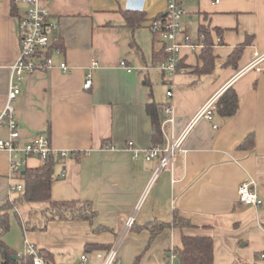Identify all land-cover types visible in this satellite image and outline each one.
<instances>
[{
    "label": "crops",
    "instance_id": "obj_1",
    "mask_svg": "<svg viewBox=\"0 0 264 264\" xmlns=\"http://www.w3.org/2000/svg\"><path fill=\"white\" fill-rule=\"evenodd\" d=\"M123 1L44 0L43 7L60 25L58 42L65 51L55 62L66 61L71 72L54 68L27 75L14 102L22 146L46 134L55 150L82 154L57 164L52 199L90 201L97 218L93 224L53 221L46 231H26L20 220L42 224L33 210H42L44 204H29L30 208L21 204L15 209L20 220L11 212V230L3 240L18 255L27 251L28 244L49 252L48 264H103L111 249L106 247L115 244L126 219L138 209L135 229L125 236L118 252L120 264H175L171 252L183 235L212 237L215 264L253 263L264 252V205L239 203L238 190L243 182H253L264 201V58L247 70L256 54L264 55V0L219 4L197 0V12L185 13L181 20L191 42L182 49L183 71L174 77L157 67L164 42L154 34L146 36L150 27L143 26L166 12L168 0H148L147 21L135 28L121 12ZM22 11L12 0H0V112L7 103L11 67L20 54L18 13ZM196 24L209 26L215 43L214 69L202 75L194 73L201 48L198 30L194 39L189 32ZM215 28L222 30L221 36ZM247 36L251 43L238 65L225 66ZM123 61L132 72L121 67ZM89 72L93 84L87 90ZM230 87L239 96L235 116L215 114L212 122L196 120L210 99H218ZM149 102L158 104L164 145L187 131L184 152L177 155L173 170L163 171L150 189L149 180L161 158L147 161L142 153L135 157L126 147L129 142L135 150L152 147ZM171 116L174 123L167 122ZM251 134L254 149H241ZM8 138L7 128H0V139ZM39 165L44 164L30 158L27 167ZM63 172L66 177L59 179ZM23 184L11 174L10 155L0 150V208L21 195L13 188ZM175 210L196 228H167L151 242L144 227L155 221L172 223Z\"/></svg>",
    "mask_w": 264,
    "mask_h": 264
},
{
    "label": "built area",
    "instance_id": "obj_2",
    "mask_svg": "<svg viewBox=\"0 0 264 264\" xmlns=\"http://www.w3.org/2000/svg\"><path fill=\"white\" fill-rule=\"evenodd\" d=\"M13 4L20 6L25 5L26 8L18 13L19 19V39H20V54L18 60L11 67V86L7 96V103L3 111L0 112V128H7L9 132L8 139H0V150L7 152L10 155V169L12 176L19 177L28 166V160L34 158L45 164L52 156L59 160L79 159L81 152L68 150H55L50 138L46 134H39L32 140L28 141L23 146L20 144L21 132L20 126L16 117L14 102L21 93L20 84L27 75L38 71H49L54 68H59L63 74L71 72V67L66 61L56 64V57H63L64 49L57 44L60 37V25L52 19L48 10L43 7L44 0H12ZM221 0H214L215 4H219ZM148 0H124L122 8L133 14L146 13ZM185 15L183 9V0H168L167 9L163 17L155 18L151 21L150 30L164 42V49L167 57L164 61L158 64V68L168 77H174L183 71L181 67L182 49L189 45L191 38L185 33L181 20ZM264 55L256 54V59L247 67L248 69L255 68ZM94 63L93 65H96ZM121 67L128 72H132L126 62H121ZM93 80L92 73H88L84 83V88L90 90ZM169 97L173 95L171 91L167 93ZM216 97L210 99L200 110L196 116L205 118L212 122L215 116ZM167 112L172 114V109L167 108ZM167 122L174 123L175 118L171 116ZM216 129L217 126L213 125ZM186 132H183L178 137L172 136L171 141L163 146L151 147L147 150H135L133 142L127 144V148L134 152L135 157L141 153L147 161L160 157L159 167L153 172L149 180L148 188H152L159 176L166 169L173 170L174 162L178 154L184 152L183 144L186 138ZM104 148H115L110 145H105ZM66 177L63 172L59 179ZM13 191L22 193L23 185H17ZM238 202L248 207H262L263 199L257 194L254 189L253 182H243L238 190ZM138 209L126 219L124 229L119 235L115 244L111 247L108 256L103 264H120L118 252L125 236L133 229L136 223ZM24 254L33 256V264H48L39 253V250L28 244L27 251ZM101 259L102 255H98ZM264 259V252L261 254ZM83 261H87V257H82Z\"/></svg>",
    "mask_w": 264,
    "mask_h": 264
},
{
    "label": "trees",
    "instance_id": "obj_3",
    "mask_svg": "<svg viewBox=\"0 0 264 264\" xmlns=\"http://www.w3.org/2000/svg\"><path fill=\"white\" fill-rule=\"evenodd\" d=\"M16 11V7L14 9ZM121 12L129 26L132 28L141 26L146 22L144 14H133L126 12L123 8ZM165 13L160 14L156 18L163 17ZM206 17V16H205ZM217 35H222L220 28L214 29ZM200 51L198 54V66L194 68V73L199 75L210 73L215 66L214 47L215 43L212 37V30L209 26L201 24L198 28ZM157 37V36H155ZM251 36H247L245 42L236 46L232 54L225 61V66L238 65L244 50L251 43ZM59 46L63 48L60 42H57ZM163 55L162 61L167 57L165 49H163L159 55ZM156 57V55H155ZM161 61V62H162ZM240 108L239 96L233 87L228 88L215 103V114L232 118L237 114ZM146 113L150 118L152 128V147L164 145V135L162 130V123L159 116L158 104L155 102H149L146 105ZM255 147V135H249L243 144L241 149L253 150ZM60 162L59 158L52 156L44 165L27 167L21 172L19 178L23 181V192L14 200L9 202L0 208V256L3 260V264H33V256L28 254L18 255L4 242L3 237L10 232L12 218L11 212L15 217H18V206L24 203L44 204L41 210V216L43 219L42 224L34 222L22 223L26 231H46L50 222H68V221H85L93 224L97 218V211L94 205L90 201L70 200V201H54L52 199V186L56 179L55 169ZM167 228L188 229L196 228L191 220L181 216L177 210L174 211L173 221L170 224L160 223L155 221L149 225H146L144 229L148 230L151 234L150 241L152 242L163 230ZM97 228L95 231H98ZM135 229V226L132 230ZM214 239L206 236H188L183 235L180 244L171 252V256L178 264H215L214 255ZM99 249L105 246H94ZM89 249H93V246H88ZM110 249L111 247H106ZM39 253L44 256L48 263L51 259V254L45 250H39ZM14 257H17L15 260ZM261 255L256 257L253 263H248L242 260H237L234 264H260Z\"/></svg>",
    "mask_w": 264,
    "mask_h": 264
},
{
    "label": "rangeland",
    "instance_id": "obj_4",
    "mask_svg": "<svg viewBox=\"0 0 264 264\" xmlns=\"http://www.w3.org/2000/svg\"><path fill=\"white\" fill-rule=\"evenodd\" d=\"M197 4H198V1L197 0H186L184 2V5H183V9H184L185 13H191L192 14L193 12H197L196 11ZM20 8L22 10H24L26 8V6L25 5H20ZM145 30H146V32H148V33H145L146 36H147V34H151V36H152L153 33H152V31L150 29H145ZM197 30H198L197 24L195 26H192V29H189V32H190L191 37L193 39L197 37ZM29 204H33V203H24V206H29V208H30L31 205H29ZM26 208H28V207H26ZM33 208H35V207H33ZM33 211H37V212H34V215L39 214V216L42 218V216H41V210H39V209L38 210H35L34 209ZM259 263L260 264H264V259L263 260H260Z\"/></svg>",
    "mask_w": 264,
    "mask_h": 264
},
{
    "label": "water",
    "instance_id": "obj_5",
    "mask_svg": "<svg viewBox=\"0 0 264 264\" xmlns=\"http://www.w3.org/2000/svg\"><path fill=\"white\" fill-rule=\"evenodd\" d=\"M143 26H144V27H150V26H151V21L144 23ZM24 173H25V172H23L22 174L24 175ZM14 259L16 260L17 257H14ZM175 264H178V262L175 261Z\"/></svg>",
    "mask_w": 264,
    "mask_h": 264
}]
</instances>
